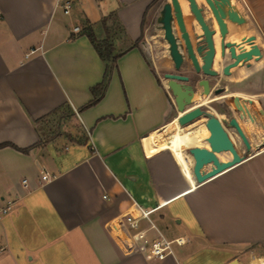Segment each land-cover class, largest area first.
<instances>
[{"label": "crops", "instance_id": "crops-1", "mask_svg": "<svg viewBox=\"0 0 264 264\" xmlns=\"http://www.w3.org/2000/svg\"><path fill=\"white\" fill-rule=\"evenodd\" d=\"M57 1L0 0V142L30 147L0 148V194L20 195L0 221V264H256L247 261L264 249V146L197 184L184 150L190 177L170 149L148 151L144 143L173 121L168 91L144 51L169 0H72L69 13ZM229 1L260 49L248 68H233L231 79L253 78L264 98V0ZM111 12L122 28L116 51L140 40L117 58L103 97L80 111L105 62L73 27L89 21L97 28ZM182 12L186 23L195 22ZM215 47L217 59V41ZM64 106L72 110L71 129L45 137L39 120ZM132 200L146 209L161 205L151 218L184 244L161 261L121 249L108 227Z\"/></svg>", "mask_w": 264, "mask_h": 264}, {"label": "water", "instance_id": "water-1", "mask_svg": "<svg viewBox=\"0 0 264 264\" xmlns=\"http://www.w3.org/2000/svg\"><path fill=\"white\" fill-rule=\"evenodd\" d=\"M189 11L192 13L194 19L199 23L200 28L203 32L206 41L207 50L203 55L202 70L205 74H214V71L210 69V65L215 53V48L212 40V30L208 29L202 11L205 10L210 18L218 23L220 35L222 37L220 43V53L223 56L228 53V57L231 62L224 67V73H228L230 67L237 66L238 64H247L252 58L260 56V49L255 45V37H249L242 39L243 41L250 43V49L246 50L241 48L236 51L235 45L230 42H224L223 37L226 33V21L228 20L233 23H243L242 18L230 5L229 0H204L205 6H198L196 0H187ZM172 21L176 22V25L181 32V37L184 39L186 49L196 71L200 70V66L194 55L188 33L186 31L183 14L179 0H169L164 3L161 10L160 23L162 24L163 37L168 43V49L170 56L174 61L176 69L180 67L182 56L178 50L176 38L172 32ZM197 50L200 52L201 47L198 46ZM164 77L167 79V87L173 97V103L176 110L180 115H177V121L180 126H184L194 119L198 118L205 111L200 106L188 108L191 103V97L193 88L191 85L184 83L183 81L188 80L186 75L176 73H166ZM198 84L202 85V94L210 92L208 87L207 79H200ZM221 98L226 97L229 93L238 94L237 103L235 104L236 110L240 111V118L247 117L251 122H254V117L250 114V111L244 107L240 102V96L243 93V97L253 101L255 107L254 112L258 116V122L264 131V99L260 95L249 91L247 88H240L236 86L223 87L217 91ZM205 126L209 131V135L206 138L209 148L206 147H191L189 153L193 157L192 175L194 181L197 184L212 178L213 176L221 173L222 171L240 163L244 157L240 155L232 140L230 139L227 131L220 120L212 114H207ZM233 127L241 139L245 150L249 151L251 147L258 152L264 146V133L255 143H250L238 120L235 117H231L228 123ZM221 152H229L231 157L225 161L219 159L218 154ZM253 153V154H254ZM210 166L209 169H205V166ZM226 264H242L236 259H232Z\"/></svg>", "mask_w": 264, "mask_h": 264}, {"label": "rangeland", "instance_id": "rangeland-1", "mask_svg": "<svg viewBox=\"0 0 264 264\" xmlns=\"http://www.w3.org/2000/svg\"><path fill=\"white\" fill-rule=\"evenodd\" d=\"M187 24L189 28L192 27V23H187ZM151 25L152 27L151 30L149 31L148 41L144 45V51L148 56L150 62L157 69L158 74L160 76V80L164 85L165 89L168 91L170 104L172 106V118H173L177 116L178 111L174 106L173 97L167 87V83H166L167 79L163 76L164 72H170L171 70H173L172 61L169 57V52H168V44L163 37V30L161 28V24L156 22V23H151ZM119 33L120 32H117L116 35H119ZM239 33L240 34L248 33V30L246 28H241ZM219 65H220V59H217L215 62L216 69L219 68ZM180 72L189 74L193 84L192 93H194L195 95L191 98V103L188 105V108H192L197 104L205 101V104L200 106L205 111V113L199 116L198 118L194 119L190 123L184 125L183 130L187 131L189 129L191 130L197 127L201 128L202 126L205 125L207 114H212L220 120V122L224 126V129L227 131L230 139L232 140L234 146L236 147L240 155L248 156L250 154H253L256 151L253 148L247 151V153H245V148L241 139L239 138L235 130L228 124L230 118L235 117L242 124L245 130L244 133H246L247 137H250L249 139L250 142H254L256 137L259 139L263 135L264 131L258 122V116L254 112L255 107L253 105V101L243 97V93L241 94L239 100V102L244 107H246L250 111V114L254 117V122H251L247 117L240 118L241 112L236 110L235 108V104L237 103V98L235 96H238V94L229 93L224 98H221L216 90H212L209 93L202 94L200 87L196 84V80L200 78L201 75L190 72L186 63L182 65V67L180 68ZM211 83L213 84V86L216 85V87L218 85H221L224 87L236 86L240 88H247L249 91H252L256 94L257 91L260 88H262L260 84L257 85L253 84V78H245L239 81H236L235 79H231V78L230 79L227 78L226 80H222V81H218L217 79H211ZM249 86H252L253 89H250ZM71 111L72 110L69 107L64 106L58 109L57 111L51 113L50 115L46 116L41 121H39L38 127L41 130H43L42 132L44 133L45 137L51 136L55 133H60V132L62 133L64 131H69L71 129V125H70V116L72 113ZM74 127H76L75 128L76 131L73 130L75 131V133L73 132L75 134V137L78 139H82L84 134L80 130L79 126L75 125ZM171 129L169 128L165 130V128L163 127L156 133L155 137L157 136L156 138L165 140V136L168 137L169 134H171L170 132H172L173 130ZM208 135H209L208 131L206 132V134L201 133V137L197 143H195L190 147L184 148V152L185 154H187L185 155L186 162L190 163V154L188 151L191 147L197 146V147L209 148L208 143L206 141ZM165 151L170 153L169 150H165ZM218 157L220 158V160H227L231 157V155L229 152H221L218 154ZM255 254L257 256L250 257L247 261L248 263L254 261L256 264H259L260 259L264 260V249H257Z\"/></svg>", "mask_w": 264, "mask_h": 264}, {"label": "built area", "instance_id": "built-area-1", "mask_svg": "<svg viewBox=\"0 0 264 264\" xmlns=\"http://www.w3.org/2000/svg\"><path fill=\"white\" fill-rule=\"evenodd\" d=\"M58 6L64 13H69L72 8V0H58ZM80 27L74 26L73 32H79ZM48 174L42 173L41 180H48ZM23 186L27 185V179L21 180ZM106 197V196H104ZM20 195L8 192L0 194V221L12 214L18 204ZM161 205L146 209L141 204L132 200L130 211L124 212L119 219L110 224L108 232L113 240L120 245L121 249L129 252L140 253L148 261H161L173 254L174 245H183L185 240L182 236L167 238L156 226L151 218L152 213ZM147 222V226L142 225ZM153 231L152 234H149Z\"/></svg>", "mask_w": 264, "mask_h": 264}, {"label": "flooded vegetation", "instance_id": "flooded-vegetation-1", "mask_svg": "<svg viewBox=\"0 0 264 264\" xmlns=\"http://www.w3.org/2000/svg\"><path fill=\"white\" fill-rule=\"evenodd\" d=\"M201 2H202V6L204 7L205 6L204 0H201ZM180 6H181V8H182L183 11L184 10H188L189 11L188 2L186 0H181L180 1ZM189 13L193 17V15H192V13L190 11H189ZM182 14H183V12H182ZM193 19H194V17H193ZM204 21L206 22L205 24L207 25L208 29L212 30V40H213V44H214V48H215V53H214V56H213V59H212L211 65H210V69L214 71V74L213 75H211V74H205L203 72L202 68H201L202 67V64H203V55H204L205 51L207 50V47H206L205 37L203 35V32H202V30L200 28L199 23L195 20V22L192 23V27L189 28L188 27V24L185 22L184 15H183V22H184L186 31L188 33V37L190 39V43L192 45V49H193L194 55H195L196 60H197V62L199 64V66H200V70L199 71H196L195 66L192 63V60L190 59V57L188 55V52H187V49H186V45H185L184 39L181 37V32L179 31V29H178V27L176 25V22L175 21H172V23H171L172 32H173V34H174V36L176 38L177 47H178V50H179V52H180V54L182 56V61L180 63V67L178 69H176L175 66H174V61H173V59H172V57L170 56V53H169V57H170V59L172 61L173 70H171L170 72H164L163 73V76L166 73H176V74L186 75L188 77V80L183 81V82L186 83V84L191 85L192 88H193V84H192V81L190 79V75L187 74V73L180 72V68L182 67V65L184 63H186L187 66H188V69L190 70V72H193V73H196V74L201 75V77L196 80V84L200 87V90L201 91H202V85L198 84V81L200 79H207V81H208V87H209L210 91H212V90L219 91L224 86H221V85H218L217 87H216V85L213 86V84L211 83V79H217L218 81L226 80L227 78L230 79L231 78V75H232V70L236 66L230 67L228 69V73L225 74L224 73V67L226 65H228L231 62V60L229 59L227 52L223 56L221 55V53H219L217 59H220V65H219V68L216 69L215 62H216L217 59L215 58V56H216L215 43H216V41L218 42L219 49H220V43H221L222 37L220 35L218 23H216L213 19H211L210 18V15L208 13H207V20L204 19ZM225 24H226V33H225V35L223 37V41L225 43L226 42H230V43L234 44L235 45V48H236V51L239 50V49H241V48H244L246 50L250 49L251 44L243 41L242 39H244V38L247 39V38L252 37L254 35H252L249 32L248 33H243V34H240L239 33V31H240L241 28L249 27V24L250 23H245V20H244L243 23H233V22L227 23L226 22ZM161 26H162V24H161ZM254 43H255V40H254ZM198 46L201 47V51L200 52L197 50V47ZM168 52H169V49H168ZM245 66H246V68H248L250 66L249 61H248L247 64H245ZM166 83H167V81H166ZM204 104H205V101L197 104L196 106H201V105H204ZM175 117H173V119ZM244 148H245V146H244ZM252 148H253V146L251 147V149ZM245 153H247L246 150H245Z\"/></svg>", "mask_w": 264, "mask_h": 264}, {"label": "trees", "instance_id": "trees-1", "mask_svg": "<svg viewBox=\"0 0 264 264\" xmlns=\"http://www.w3.org/2000/svg\"><path fill=\"white\" fill-rule=\"evenodd\" d=\"M121 31L122 28L120 26V23L115 13L113 12L102 17V19L97 24V28L89 21L82 22L80 33L87 36L98 57L103 62H105V69L101 81L90 87L92 97L86 103L79 107L80 111L95 105L103 97L110 80L111 71L115 66L117 58L121 56L128 48L136 46L138 44L140 38L131 43L127 48L116 51L113 45V38L117 34V32ZM70 37L73 38V35H71ZM42 119H40L39 121H41ZM41 143L42 141L40 140L36 144L40 145ZM5 146H11L22 152H27L30 149V147H17L16 145L8 141L0 142V148Z\"/></svg>", "mask_w": 264, "mask_h": 264}, {"label": "bare ground", "instance_id": "bare-ground-1", "mask_svg": "<svg viewBox=\"0 0 264 264\" xmlns=\"http://www.w3.org/2000/svg\"><path fill=\"white\" fill-rule=\"evenodd\" d=\"M194 95L195 94L192 93V97ZM177 115H180L179 112ZM174 119H173L172 123H170V125L167 127V129L172 128L173 131L170 132L171 134L168 133L169 134L168 137L165 136V140H161L160 138H156L157 137V136L155 137L156 133H153L152 135H149L145 138L144 143H145L148 151H156V150H160L162 148L170 149L173 152V154L175 155V157L177 158V160L182 164L183 168L185 169L186 175L188 177H190L188 165L184 161L183 150H184V148L190 147L191 145L197 143L201 137V133H204V129H203V127H201V128L197 127V128H194L191 130L189 129V130L185 131V130H183L184 126H180L178 124L177 116ZM208 133H209V131H208ZM190 157H192L191 154H190ZM192 159H193V157H192ZM191 173H192V168H191ZM260 260H261V263L264 264V260L263 259H260Z\"/></svg>", "mask_w": 264, "mask_h": 264}]
</instances>
